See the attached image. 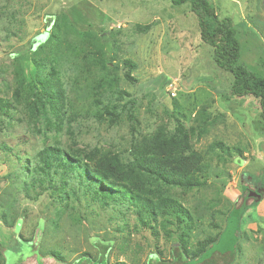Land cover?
Segmentation results:
<instances>
[{
	"label": "rangeland",
	"instance_id": "rangeland-1",
	"mask_svg": "<svg viewBox=\"0 0 264 264\" xmlns=\"http://www.w3.org/2000/svg\"><path fill=\"white\" fill-rule=\"evenodd\" d=\"M211 1L238 28L242 60L264 75L263 0ZM41 34L60 47L54 64L64 89L59 112L47 104L43 115L25 101L39 77L31 40ZM93 36H105L98 51L106 69L83 56L94 49ZM127 58L135 68L124 64ZM230 81L202 41L189 3L0 0V264H74L104 250L112 264H147L151 253L172 258V240L138 225L128 204L84 194L73 177L65 187L45 189L33 182L30 162L49 145L81 156L114 152L129 161L134 146L172 135L181 123L193 147L209 157L207 183L160 191L193 214L194 244L221 233L207 256L237 248L231 264H264V195L243 198L249 185L264 188V121L258 99L231 95ZM106 105L116 113H106ZM213 142L224 146L212 150ZM65 191L68 200L61 199Z\"/></svg>",
	"mask_w": 264,
	"mask_h": 264
},
{
	"label": "trees",
	"instance_id": "trees-1",
	"mask_svg": "<svg viewBox=\"0 0 264 264\" xmlns=\"http://www.w3.org/2000/svg\"><path fill=\"white\" fill-rule=\"evenodd\" d=\"M171 1L176 5L189 3L190 10L198 18L201 39L211 47L214 63L231 77L228 92L235 97L252 95L257 98L260 116L264 121V75L258 74L242 60L239 30L233 20L230 17H221L211 0ZM52 17L48 18L54 27L55 19ZM52 37L48 36L45 41L31 40L32 47L37 48L34 50L36 55L34 62L39 77L33 87L29 88L25 101L27 107L39 115L47 111V104L58 113L56 100L61 104L64 100V89L54 64V61H58V53L61 50L58 45H54L56 42ZM103 41L105 36L95 38L92 42L94 49L83 56L88 60L92 55L90 60L100 63L101 67L106 69L109 62L102 58L104 53L98 51V47L102 49ZM47 47L50 54L46 52ZM124 64L131 69L135 68V63L131 59H125ZM48 68L52 78L47 76ZM20 84L22 86L24 80H21ZM0 107H3L2 100ZM104 108L106 113H116L113 105H106ZM201 114L209 116L208 113ZM179 126L177 132L172 135L157 137L147 146H134L129 161H124L120 154L114 152L99 153L92 150L81 156L66 152L55 145L46 146L37 153L38 161L30 162L33 167L31 172V175H34L33 182L39 183L45 189L56 187L58 182L65 187L68 179L73 177L81 185V189H84V194L92 193L95 198L118 199L128 204L136 215L138 225L149 228L150 233L156 238L163 231L173 242L172 258H163L161 254L151 253L147 264H231L237 248L219 258L207 256L212 246L218 242L221 233L216 236L209 235L194 244L191 233L196 226V220L193 214L178 199L163 194L159 189L161 186L201 188L207 183L209 157L193 147L184 124L181 123ZM223 146L222 142H213L210 148L217 150L216 147ZM4 149L10 147L5 145ZM227 149L230 152V148ZM24 168L29 170L28 163ZM72 194H77L74 189ZM69 197V192L65 191L61 199L68 200ZM245 207L246 205H243L239 211ZM2 219L7 223L4 215ZM109 245L111 246V243ZM104 251L98 258L82 257L74 264H112ZM51 253L62 259L58 252L51 250ZM115 264L127 263L120 261Z\"/></svg>",
	"mask_w": 264,
	"mask_h": 264
},
{
	"label": "flooded vegetation",
	"instance_id": "flooded-vegetation-1",
	"mask_svg": "<svg viewBox=\"0 0 264 264\" xmlns=\"http://www.w3.org/2000/svg\"><path fill=\"white\" fill-rule=\"evenodd\" d=\"M245 188H246L247 192H246V196L243 197L244 200H245L246 197H248V198L253 197L256 200L257 196L255 195V192L256 193L260 192V194L262 196L264 195V188H263V186H261L259 184H254L253 186L249 185V186H247Z\"/></svg>",
	"mask_w": 264,
	"mask_h": 264
},
{
	"label": "water",
	"instance_id": "water-1",
	"mask_svg": "<svg viewBox=\"0 0 264 264\" xmlns=\"http://www.w3.org/2000/svg\"><path fill=\"white\" fill-rule=\"evenodd\" d=\"M51 25H49L48 28H51ZM46 37H47V34H41L40 37L36 38L35 40L43 41L46 39ZM255 195L257 196L256 201L261 200L262 195L260 194V192H258V193L255 192Z\"/></svg>",
	"mask_w": 264,
	"mask_h": 264
}]
</instances>
